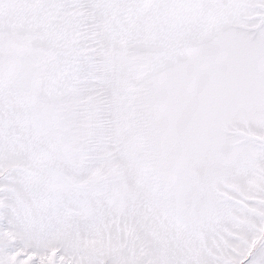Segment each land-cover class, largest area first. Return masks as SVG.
Segmentation results:
<instances>
[{
    "label": "snow or ice",
    "instance_id": "snow-or-ice-1",
    "mask_svg": "<svg viewBox=\"0 0 264 264\" xmlns=\"http://www.w3.org/2000/svg\"><path fill=\"white\" fill-rule=\"evenodd\" d=\"M0 264H264V0H0Z\"/></svg>",
    "mask_w": 264,
    "mask_h": 264
}]
</instances>
